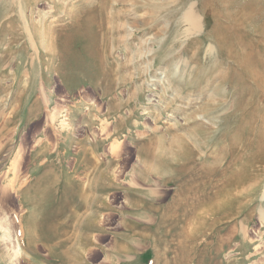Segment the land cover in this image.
Segmentation results:
<instances>
[{"label": "rangeland", "instance_id": "1", "mask_svg": "<svg viewBox=\"0 0 264 264\" xmlns=\"http://www.w3.org/2000/svg\"><path fill=\"white\" fill-rule=\"evenodd\" d=\"M0 221V264H264V0H0Z\"/></svg>", "mask_w": 264, "mask_h": 264}, {"label": "bare ground", "instance_id": "2", "mask_svg": "<svg viewBox=\"0 0 264 264\" xmlns=\"http://www.w3.org/2000/svg\"><path fill=\"white\" fill-rule=\"evenodd\" d=\"M55 120H56V119H55ZM64 121H65V120H64ZM0 222H1V221H0ZM8 227H9V226H8ZM0 229H2V231H3V230H4V231H8V230H9V229L6 230V226H5V227H4V226H0ZM10 231H11V229H10ZM2 233H3V232H2ZM4 233H5V232H4ZM11 233H12V232H11ZM11 233H10V234H11ZM11 235H12V234H11ZM2 236H3V235H2ZM8 236H9V235H8ZM12 237H13V236H12ZM9 239H10V238H9ZM6 240H7V239H6ZM11 241H12V240H11ZM13 241H14V240H13ZM13 241H12V243H13L14 245H16V244H15L16 242H15V241L13 242ZM4 245H5V244H4ZM8 245H9V244H8ZM19 246H21V245H19V243H18V245L15 246V250L17 249L16 251H19L18 249L21 248V247H19ZM12 252H13V251H12ZM11 254H12V253H11ZM16 255L18 256V252H17V253H14L13 257H10V260H9V261L11 262V264H18V263H19V262H18V259L15 258Z\"/></svg>", "mask_w": 264, "mask_h": 264}]
</instances>
